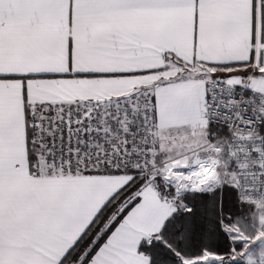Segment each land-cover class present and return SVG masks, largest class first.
I'll return each instance as SVG.
<instances>
[{
  "label": "snow or ice",
  "instance_id": "6c2138e0",
  "mask_svg": "<svg viewBox=\"0 0 264 264\" xmlns=\"http://www.w3.org/2000/svg\"><path fill=\"white\" fill-rule=\"evenodd\" d=\"M0 264H264V0H0Z\"/></svg>",
  "mask_w": 264,
  "mask_h": 264
}]
</instances>
